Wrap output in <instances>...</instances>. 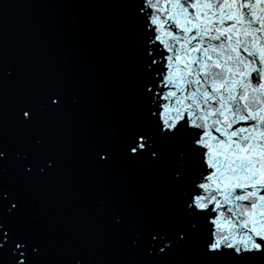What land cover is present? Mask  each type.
I'll return each instance as SVG.
<instances>
[{
  "label": "snow or ice",
  "instance_id": "6c2138e0",
  "mask_svg": "<svg viewBox=\"0 0 264 264\" xmlns=\"http://www.w3.org/2000/svg\"><path fill=\"white\" fill-rule=\"evenodd\" d=\"M139 36L141 110L89 145L97 168L141 165L168 210L130 222L122 201L100 211L130 231L129 264H264V0H121ZM0 44V257L8 264H98L88 246L48 248L28 189L56 166L41 121L65 110L61 88L21 93ZM73 104L79 103L73 98ZM0 264H4L0 259Z\"/></svg>",
  "mask_w": 264,
  "mask_h": 264
},
{
  "label": "water",
  "instance_id": "95a60500",
  "mask_svg": "<svg viewBox=\"0 0 264 264\" xmlns=\"http://www.w3.org/2000/svg\"><path fill=\"white\" fill-rule=\"evenodd\" d=\"M121 0H0V44L16 69L2 104L11 113L23 92L34 99L46 88H61L62 113L44 115L46 149L53 170L28 189L29 213L48 233V248H92L98 264H129L130 231L116 229L100 211L103 196L131 210L130 222L155 219L167 210L168 194L141 165L96 167L89 145L114 137L138 117L141 100L136 68L139 36ZM73 98L79 103L73 104ZM8 264V257H0Z\"/></svg>",
  "mask_w": 264,
  "mask_h": 264
}]
</instances>
